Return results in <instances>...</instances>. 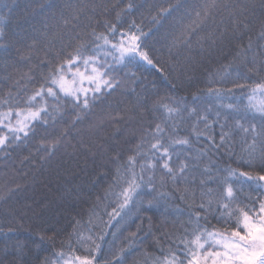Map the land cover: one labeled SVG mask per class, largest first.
I'll use <instances>...</instances> for the list:
<instances>
[{
    "label": "trees",
    "instance_id": "1",
    "mask_svg": "<svg viewBox=\"0 0 264 264\" xmlns=\"http://www.w3.org/2000/svg\"><path fill=\"white\" fill-rule=\"evenodd\" d=\"M206 2L0 0V264H79L77 256L94 257L93 264H154L173 254L187 264L191 253L180 241L190 238L197 213L208 232L234 223L224 224L216 211L226 169L236 171L229 179L249 207V196L255 200L264 193L255 188L264 181L239 176L264 175L258 159L251 166L245 162L252 140L239 127L254 124L259 130L264 124L256 111L264 104V91L255 88L264 83L260 57L257 70L249 71L253 52L260 51L264 8L261 0H217L248 5L245 15L253 23L248 30L241 26L240 36L227 21L220 24L226 13L196 27ZM132 36L152 64L136 52L126 53L123 63L113 58L120 53L112 45L129 47ZM249 36L253 52L241 62L237 52L247 48ZM81 45L85 56L106 61L108 75L118 82L88 91L87 108L83 93L77 105L58 88L55 97L46 91L45 78ZM80 71H86L82 64ZM77 81L74 87L81 86ZM82 86L94 84L84 80ZM41 87L44 99L29 103ZM164 105L178 110L169 113ZM41 107L46 110L32 118L30 112ZM157 125L163 132L156 133ZM222 132L228 133L223 144ZM157 136L169 149L174 171L187 165L175 180L162 167L167 158L151 148ZM177 139L189 143H173ZM261 146L258 139L257 154ZM130 156L132 170L144 179L121 208Z\"/></svg>",
    "mask_w": 264,
    "mask_h": 264
},
{
    "label": "snow or ice",
    "instance_id": "2",
    "mask_svg": "<svg viewBox=\"0 0 264 264\" xmlns=\"http://www.w3.org/2000/svg\"><path fill=\"white\" fill-rule=\"evenodd\" d=\"M5 7H7V5H5ZM261 7L264 8V0H261ZM247 11H249L248 5L231 4L227 2L218 3L217 0H210V2L204 4L202 12H197V21H195L194 24L196 27H199L201 23L209 19H212L214 22L215 14H221L222 17H224V14L226 13L227 16L220 20V24L225 25V22L227 21V23L231 24V32L233 35L243 36L244 33L241 31V26L243 29L248 30L253 23L252 21H249L245 15ZM262 17H264V14H262ZM0 19L3 18L0 17ZM111 30L115 31V28L113 27ZM226 31H228L227 27L221 32V36H223ZM2 32L3 29L0 28V34H2ZM95 39L97 41L103 39L105 44L109 42L107 37L104 36H96ZM136 39H138L136 36L130 37L129 47H121L113 44L112 48L120 53L119 57L113 55V58L118 59L119 62L123 63L126 53L136 52V54L143 60L147 61L148 64H152L153 61L149 58L147 53L137 51L138 45L135 44ZM248 40L247 48L241 47L240 51L237 52V56L240 58L241 62L247 61L248 53L253 52L254 44L251 36L248 37ZM257 40L259 43L256 46L260 51L253 52L252 67L249 68V71L257 70V57H260V66L264 67V18H261L260 20V31ZM96 46L100 47L99 44ZM84 47L85 45L78 47L74 54L69 55L67 60L61 63L58 67H55L45 79L50 82V86L46 88L49 96L55 97L57 95V92L54 91L55 87L65 96L72 97L76 104L79 105L80 94L83 93L85 95L83 107L87 108L89 104L87 99L88 91L96 93L101 92L104 87L112 89L118 82L114 81L108 75L106 67L107 62H99L95 55L85 56L82 51ZM131 58L134 59L135 57ZM65 64L68 65L67 69H65ZM81 64L84 66L86 70L85 72L80 71ZM73 65H75V68H73ZM108 67H110V65H108ZM88 68H90L91 71H87ZM67 72H72V79L70 81L66 78ZM77 77H79L80 87H74V85L78 83ZM84 80H88L90 85L94 84V87L89 89L83 88L82 84ZM238 86L242 87V85ZM255 88L264 91V83H257ZM44 91L45 88L41 87L30 98L29 103L34 101L37 96L43 100ZM209 91L212 90L210 89ZM217 95H219L218 91ZM164 107L169 113L178 110L174 107H169L168 105H164ZM43 110L46 109H43L42 107L37 108L36 111L30 112V115L34 119L38 118L40 112ZM256 111L264 116V104L257 107ZM77 118H79V116H77ZM201 118L206 119V117ZM205 127H209V125L206 123ZM239 127L242 132L249 135L252 140V143L249 144L246 149L248 156L245 162L251 166L258 159L261 164L264 165V124H262L259 130H257V127L254 124L249 127L243 125H239ZM20 130L23 131V129ZM161 132H163V129L157 125L156 133L159 134ZM24 134L27 135V132ZM227 136L228 133L222 132L220 137L222 144ZM154 139L156 142L151 144V148L155 149L157 152H162V158H167L164 159L162 167L171 175V178L175 180L178 173L185 172L187 165L182 163L178 168V172L174 171L168 163L171 159L168 147H165L160 143V138L158 136L154 137ZM258 139L261 140L262 146L257 154L256 143ZM3 143L4 140L0 138V145ZM173 143L187 145L189 141L187 139H177L173 141ZM129 162L130 167L128 168V171L131 172V176L124 181L126 186L119 194L123 197V202L120 204L121 208L127 207L128 204L132 202L133 196L137 195L138 190L141 188V184L137 182L138 179L140 181H143L144 179L143 175L137 177V174L132 170L131 165L135 163V157L130 156ZM149 167H153V165L149 164ZM143 171L144 165H141V172ZM205 171H208V169H205ZM225 171L228 173V176H226L223 181L225 187L220 194L219 200L216 201V211L219 212L224 224H230L232 221H234V223H231V227L226 228L223 232L216 230L208 232L206 228L200 226V215L197 213V219L193 222L195 227L191 232L190 238H182L180 241V243L184 244L185 248L191 253V258L188 259L187 264H208L209 260L211 261V264H264V193L258 195L255 200H252L249 196L247 198L251 203V207H249L248 203H244L238 198L233 184L229 179V177L236 176V171L232 169H226ZM117 173L119 178V169L117 170ZM239 176L246 177L249 181H264V175L253 176L249 172H239ZM183 178L187 179L186 176ZM148 180L151 182V176L148 177ZM201 183L203 184L204 181L202 180ZM255 188L262 189L264 188V184L257 183ZM211 192L212 189L209 188L208 193L210 194ZM201 195L203 196L204 192H201ZM212 202L211 197H209L208 204L211 205ZM149 203H151V201ZM199 207L205 209V204L201 203ZM221 209L223 211H220ZM205 219H207V217H205ZM132 235L135 236V233ZM100 238L102 239L103 237L101 236ZM89 239H91V237H89ZM93 243L95 242L93 241ZM99 247L100 246L97 244L96 249H99ZM187 255L188 253H185V256ZM75 259L79 261V264H93L94 257L77 256ZM154 264H184V260L173 254L172 259H168V257L165 256L163 260L154 261Z\"/></svg>",
    "mask_w": 264,
    "mask_h": 264
},
{
    "label": "rangeland",
    "instance_id": "3",
    "mask_svg": "<svg viewBox=\"0 0 264 264\" xmlns=\"http://www.w3.org/2000/svg\"><path fill=\"white\" fill-rule=\"evenodd\" d=\"M24 117V116H23Z\"/></svg>",
    "mask_w": 264,
    "mask_h": 264
}]
</instances>
